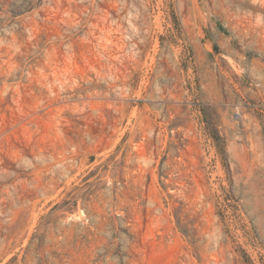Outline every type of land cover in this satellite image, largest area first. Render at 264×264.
<instances>
[{
  "label": "rangeland",
  "instance_id": "rangeland-1",
  "mask_svg": "<svg viewBox=\"0 0 264 264\" xmlns=\"http://www.w3.org/2000/svg\"><path fill=\"white\" fill-rule=\"evenodd\" d=\"M0 264H264V0H0Z\"/></svg>",
  "mask_w": 264,
  "mask_h": 264
}]
</instances>
